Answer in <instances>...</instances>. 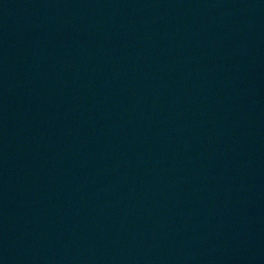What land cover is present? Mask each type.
Returning a JSON list of instances; mask_svg holds the SVG:
<instances>
[{
  "label": "water",
  "instance_id": "95a60500",
  "mask_svg": "<svg viewBox=\"0 0 264 264\" xmlns=\"http://www.w3.org/2000/svg\"><path fill=\"white\" fill-rule=\"evenodd\" d=\"M0 264H12V263H10V262H7V261H5V260H2V259H0Z\"/></svg>",
  "mask_w": 264,
  "mask_h": 264
}]
</instances>
